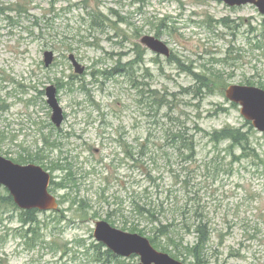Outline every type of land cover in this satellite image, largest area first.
<instances>
[{
  "label": "rangeland",
  "instance_id": "374dc122",
  "mask_svg": "<svg viewBox=\"0 0 264 264\" xmlns=\"http://www.w3.org/2000/svg\"><path fill=\"white\" fill-rule=\"evenodd\" d=\"M263 20L254 6L229 7L221 0H0V97L8 106L0 112V155L16 160L45 149L37 165L56 184L69 185L51 190L60 209L36 212L35 224L24 225L25 211L17 206L0 207V264H137L136 255L107 258L108 249L94 237L97 222L125 231V222L133 221V197L146 189L156 203H186L181 190L188 176L190 195L212 212L210 264H264V165L232 167L228 144L216 148L201 133L189 174L166 138L178 127L191 134L196 125L207 132L243 127L241 108L225 90L264 89V48H255L250 34ZM145 36L166 44L171 56L144 47ZM47 51L54 53L48 68ZM71 55L83 73H76ZM204 76L216 85L196 97ZM49 86L56 87L64 112L60 128L52 122ZM121 138L135 159L145 151L144 167L126 158ZM252 142L264 159V134L255 130ZM58 161L72 170L56 169ZM172 171L182 173L178 184ZM8 195L0 186V196ZM146 224L141 227L152 229ZM182 237L185 245L195 241L194 235Z\"/></svg>",
  "mask_w": 264,
  "mask_h": 264
},
{
  "label": "trees",
  "instance_id": "16d2710c",
  "mask_svg": "<svg viewBox=\"0 0 264 264\" xmlns=\"http://www.w3.org/2000/svg\"><path fill=\"white\" fill-rule=\"evenodd\" d=\"M27 15V13H25ZM40 22L38 18H34L32 25L38 28ZM228 19L221 20V25L228 26ZM251 36H254L252 42L257 49L264 48V20L258 27H251L250 31ZM108 73V72H107ZM110 74V73H108ZM201 84L202 87L196 93V97H205L209 92L214 89L216 85L215 81L210 77H202ZM225 88V87H224ZM37 90V89H36ZM40 99L44 96L43 91H38L37 95ZM233 107H236L233 104ZM8 110L6 101L0 97V112L4 113ZM174 122V121H172ZM185 131L180 127L170 129L167 131L166 138L167 141L177 150V156L182 162V171L192 172L189 168L190 162H195L198 151V134H205L210 143H212L216 148L222 146L223 144H228L226 148L227 155L231 157V166L234 167L236 163H246L252 169H258L259 166L264 165V159L258 153L257 149L253 146L252 136L255 133V129L251 123L246 122L243 127L236 128L233 126H226L220 130H214L212 132L204 131L200 126L196 125L194 127V133L191 134L188 127H184ZM42 140L44 145L50 144V137L43 130H41ZM122 145L125 144L124 152L126 158H128L133 163H139L138 167H144L141 164V158L145 156V151L141 148L139 153V158L135 159L134 148L131 147L128 143L123 142L121 138ZM238 150L241 154L238 155ZM39 153L33 154L29 153L27 156L13 160L18 164H37L41 162L42 157L41 153L45 152V149L38 151ZM1 153V151H0ZM57 163V162H56ZM70 165H59L57 163V168H64V170H72ZM69 167V168H68ZM149 169L144 170L147 177V181L150 184H155L157 179L154 177ZM72 175L67 176L64 180L70 183V178ZM182 179V173L178 171H172V181L175 184H178ZM189 176L182 182L183 189L181 193L187 196L188 201L186 203H172L166 205V203H156L150 197L149 189L141 191L134 195L133 202L131 203V216H133V221L131 225L126 221L124 224V230L129 231L133 234L149 236L151 243L161 252L169 254L176 260L182 261L186 264H210L207 257L208 246L214 241V231L212 227V221L210 219L211 209L208 207L207 203H201L197 198L198 195L193 197L190 195L189 185L190 180ZM110 181L109 178L104 180V185H107ZM61 188H60V187ZM58 189H69L68 184L58 185L55 183L54 178L52 177L51 181V190L57 191ZM198 194V193H197ZM107 189H100V196L105 197L106 199ZM9 205L11 207L16 206L11 195L7 197L0 196V207ZM76 204L72 205L74 207ZM7 207V206H6ZM38 211H25L23 212L24 219L22 222L24 225L35 224L37 220L34 217V214ZM122 214H124L122 212ZM127 217V216H126ZM128 218V217H127ZM165 218V219H164ZM151 227L147 231L146 227H141L143 224ZM130 226V227H129ZM184 235H194L195 241L191 244H184ZM225 235H219L220 241L225 240ZM98 247H104L102 244ZM97 248V247H96ZM107 258L115 256L109 250L106 252Z\"/></svg>",
  "mask_w": 264,
  "mask_h": 264
},
{
  "label": "water",
  "instance_id": "95a60500",
  "mask_svg": "<svg viewBox=\"0 0 264 264\" xmlns=\"http://www.w3.org/2000/svg\"><path fill=\"white\" fill-rule=\"evenodd\" d=\"M229 7L251 5L264 16V0H221ZM141 44L152 52L169 58V47L160 40L145 36ZM45 65L50 67L54 61V53L44 54ZM70 61L78 74L84 68L71 55ZM47 102L52 109V122L60 128L64 121V112L57 98V89L49 86L46 89ZM225 96L233 104L241 108V115L260 133L264 134V90L257 87L231 85L225 90ZM51 175L41 166L34 164L19 165L0 156V186L5 187L13 197L15 204L24 211L39 210L52 212L59 209L58 199L49 191ZM94 237L98 243L104 244L115 255L130 258L140 257L137 264H185L169 254L156 250L149 239L112 227L108 222H97Z\"/></svg>",
  "mask_w": 264,
  "mask_h": 264
}]
</instances>
